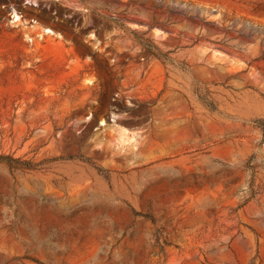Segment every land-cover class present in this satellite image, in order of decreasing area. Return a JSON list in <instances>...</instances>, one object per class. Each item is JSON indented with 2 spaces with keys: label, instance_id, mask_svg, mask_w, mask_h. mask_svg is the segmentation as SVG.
Segmentation results:
<instances>
[{
  "label": "rangeland",
  "instance_id": "374dc122",
  "mask_svg": "<svg viewBox=\"0 0 264 264\" xmlns=\"http://www.w3.org/2000/svg\"><path fill=\"white\" fill-rule=\"evenodd\" d=\"M0 264H264V0H0Z\"/></svg>",
  "mask_w": 264,
  "mask_h": 264
},
{
  "label": "trees",
  "instance_id": "16d2710c",
  "mask_svg": "<svg viewBox=\"0 0 264 264\" xmlns=\"http://www.w3.org/2000/svg\"><path fill=\"white\" fill-rule=\"evenodd\" d=\"M149 53H150L151 55H153L154 57L156 56L154 53H152V51H149Z\"/></svg>",
  "mask_w": 264,
  "mask_h": 264
}]
</instances>
